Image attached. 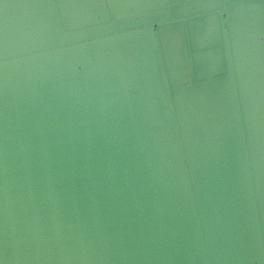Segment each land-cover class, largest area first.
<instances>
[{
    "label": "water",
    "instance_id": "95a60500",
    "mask_svg": "<svg viewBox=\"0 0 264 264\" xmlns=\"http://www.w3.org/2000/svg\"><path fill=\"white\" fill-rule=\"evenodd\" d=\"M0 264H264V0H0Z\"/></svg>",
    "mask_w": 264,
    "mask_h": 264
}]
</instances>
